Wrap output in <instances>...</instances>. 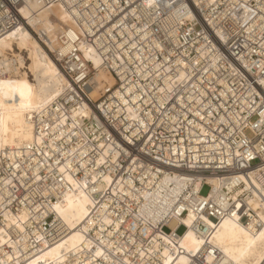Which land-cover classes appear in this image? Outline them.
<instances>
[{
	"label": "built area",
	"instance_id": "1",
	"mask_svg": "<svg viewBox=\"0 0 264 264\" xmlns=\"http://www.w3.org/2000/svg\"><path fill=\"white\" fill-rule=\"evenodd\" d=\"M31 1L0 0V39L25 27L20 10ZM37 1L67 12L71 26L60 43L91 50L113 83L93 82V64L81 62L78 50L49 52L67 85L31 120L41 143L0 154V231L5 213L26 211L20 256L60 238L48 212L63 195L55 168L69 160L78 180L109 177L108 189L94 194L93 215L108 216L102 236L122 250L117 255L139 262L132 256L139 244L168 247L166 236L180 247L192 229L204 240L192 258L222 264L211 240L224 220L253 233L264 226V0H178L167 10L148 0ZM167 177L183 184L181 193L171 205L148 203ZM192 213L188 226L183 219ZM8 231L23 242L22 233ZM160 256L143 261L161 264Z\"/></svg>",
	"mask_w": 264,
	"mask_h": 264
},
{
	"label": "bare ground",
	"instance_id": "2",
	"mask_svg": "<svg viewBox=\"0 0 264 264\" xmlns=\"http://www.w3.org/2000/svg\"><path fill=\"white\" fill-rule=\"evenodd\" d=\"M155 1L167 10L178 0H148V3ZM20 12L27 22L25 27H20L0 39V154L6 149H27V146L41 143L43 140L42 135L32 130L31 120L36 113L50 106L67 85L49 52L62 57L72 50H78L81 62L93 64V82L99 86L105 82L113 83L109 74L101 69L99 58L91 50L80 42H70L68 46L60 43L59 34L71 26L70 17L63 8L52 7L47 10L34 0L24 5ZM57 21L63 24L62 28ZM26 61L29 62L27 66ZM6 155L13 161L14 155L10 152ZM55 170L59 173L54 175V180L61 181L55 186L63 195L61 200L51 204L48 214L53 213L58 223L56 229L60 238L42 240L36 250L20 256L18 245L27 250L25 240L27 225L30 224L29 214L26 211L19 215L5 213V227L0 231V246L12 248L13 253L0 252V264H147L143 260L148 253H160L161 264H198L192 257L199 254L204 240L192 229L179 238L180 247L166 236L164 242L168 247H163L157 241L147 248L139 244L135 251L138 255H132L140 259L139 262L129 256L117 255V251L121 249L115 247L113 242H107L102 236L107 229L106 225L109 224L108 216H103L97 221L93 215L97 204L94 194L102 195L108 189L109 177L104 176L103 183L94 185L86 180H78L75 177V166L69 160ZM41 179L42 177L36 174L34 182ZM95 179L93 177L91 181L95 182ZM4 183L9 184L10 179H5ZM211 183L214 184L213 181ZM182 187L183 184L177 179L167 177L158 184L153 195H147L145 199L148 203L171 205L181 193ZM198 189L199 185L196 184L195 190ZM53 193L56 196V192ZM103 203L106 209V201ZM100 212L102 210L97 213ZM261 217L264 220L263 214ZM194 219L196 216L192 213L184 218L183 222L191 226ZM206 222L212 223L207 219ZM12 229L22 233L23 242L12 238L8 231ZM91 231H95V236H92ZM36 238L41 236L37 235ZM211 244L221 253L222 264H261L264 260V226L253 233L240 222L226 219ZM103 245L109 247V253ZM170 246L173 251L169 249ZM180 248L183 249L182 254ZM212 263V256H208L206 264Z\"/></svg>",
	"mask_w": 264,
	"mask_h": 264
},
{
	"label": "rangeland",
	"instance_id": "3",
	"mask_svg": "<svg viewBox=\"0 0 264 264\" xmlns=\"http://www.w3.org/2000/svg\"><path fill=\"white\" fill-rule=\"evenodd\" d=\"M57 9V8H56ZM59 24H60V28H62L63 27V24L60 22V21H57ZM60 29H58V31H59ZM57 31V32H58ZM57 32H56V34H57ZM25 64H26V66L29 64V62L28 61H26L25 62ZM207 192H208V188H205L204 190H203V192H202V194L203 195H206L207 194ZM175 226V224L174 223H172L171 225H170V227H169V229H166V231H169L170 229H172L173 227ZM183 232V229H180L179 230V233H182Z\"/></svg>",
	"mask_w": 264,
	"mask_h": 264
}]
</instances>
